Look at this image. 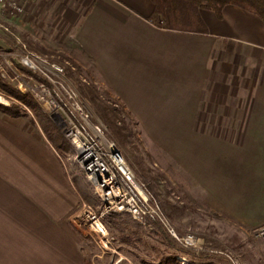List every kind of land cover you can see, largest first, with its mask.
<instances>
[{
    "label": "crops",
    "instance_id": "obj_1",
    "mask_svg": "<svg viewBox=\"0 0 264 264\" xmlns=\"http://www.w3.org/2000/svg\"><path fill=\"white\" fill-rule=\"evenodd\" d=\"M58 5L80 12L69 42L74 61L89 64L107 103L116 100L128 112L150 156L169 154L176 193L208 204L217 218H230L237 237L263 227L262 19L236 5H227L221 18L202 9L207 32L190 33L156 24L153 0ZM10 37L18 46L19 38ZM84 91L98 99L95 91ZM27 118L34 126V116L14 117L0 107V264H88L82 228L74 224L84 199L59 154ZM191 219L183 231L170 218L182 237L196 232ZM203 231L197 236L205 251L230 255L210 245L209 229Z\"/></svg>",
    "mask_w": 264,
    "mask_h": 264
},
{
    "label": "rangeland",
    "instance_id": "obj_2",
    "mask_svg": "<svg viewBox=\"0 0 264 264\" xmlns=\"http://www.w3.org/2000/svg\"><path fill=\"white\" fill-rule=\"evenodd\" d=\"M21 1L26 6V13L15 18L3 19L4 24H6L9 29V32L0 28V45H2L4 49L11 47L15 48V50L20 54L23 49L31 51L42 58L49 60L50 62L59 63L64 68V72L69 83L77 89L83 99L85 112L91 116L89 122L101 123L105 127L108 138L112 139L116 143V146L124 154L126 160L133 168L136 175L146 184L151 194L161 203L171 220L174 223L175 221H178V228L185 231L188 227V223L192 222L191 217H196L197 225L196 228H193L196 231L193 232L194 234L199 236V233L201 234V232H204L203 230L209 229V231H206V234L211 235L209 236L210 245H213L224 252H229L233 259H240L241 264H259V260H262L261 264H264V244L261 240L255 238L254 233L251 232L243 235L239 233L241 235H238L237 237L236 234L238 233L235 231L236 226L230 218L225 215L217 218L212 212V214L207 212L206 208L208 207V204L204 205L199 203L201 200L195 198H185L184 195L176 193V190L170 181L172 163L169 154L167 156L160 155L158 158L150 156L147 142L143 141L145 140L144 138H139V128L135 122L130 121V117L124 118L129 128L128 132H124L127 137L124 140H120L107 120L101 116V113L96 108L97 104L92 101L91 97L87 95L84 90L85 88H89L95 91V95L98 96L96 102H100L104 106L109 107L110 104L107 103V92L101 85L96 84L95 80L91 77V67L89 64L84 63L83 66L82 64L74 61V57L72 56V45L71 43L69 45L73 35V23L76 22L73 19L80 12L75 13L76 11L72 10L65 11L62 6L58 5L59 0ZM60 1L62 2V0ZM69 17L71 21L69 20ZM161 19V26L165 27L167 18L162 17ZM7 34L14 35L19 38L17 39L19 40L18 46L10 44L11 40L9 39H6V41L3 40V38L7 37ZM2 51L5 50L0 49V54ZM3 63L5 62L0 57V66ZM84 79L86 81H83ZM30 92L35 98H38L39 102L48 112L51 121L54 124H51L50 127L52 131V135L50 136L51 140L42 131L39 123L32 126L29 119L27 118L26 120H28L32 131L41 137L46 143H50L49 145H51L56 150V153L59 154L62 164L66 167L68 173L70 174L81 198L84 199L79 204L77 209L78 214L82 211L84 203L90 204L91 206L93 205V208L97 212L99 210H103L105 206L102 203V200L95 193L84 172H81V170L78 169L79 166L75 162V152L73 151L72 146L70 145L69 148V145L66 144L65 147H67L68 150L60 152L57 145L58 147H62L63 142L59 140L56 144L53 140L57 138L56 135L59 132L65 138L63 135V128L70 125L72 122L77 123L78 125H83L86 130H89L88 125H85V120L82 119L81 114L73 106L72 100L66 98L60 88L56 87L54 91L56 94L55 97L59 102V106L57 105V107L51 104V96L48 94V90L41 89L39 93L42 95L38 97L32 92V90H30ZM0 96L5 99V101H0V104H9L8 100L3 95L0 94ZM30 116L33 118L34 114H31ZM130 130L132 131L131 133ZM128 133H130V135H128ZM158 154L163 155L161 151H159ZM177 196H179V198H176ZM211 206L215 207L213 203ZM189 212L191 213V217L188 214ZM194 212H196L197 215L192 214ZM91 223L92 221H87L85 224L81 225L84 239L83 245L88 252V264H114L115 258L123 260V256L127 259L124 254L119 252V246L122 247L123 245H120L117 239L112 243V247L115 248L117 252L104 250L100 245L98 236L95 232L90 230ZM203 224H205L204 226H206V229L203 228ZM86 230H89L92 234H94V237L92 238L90 234L85 233ZM107 231L109 237L115 239V237L110 234L108 228ZM223 257L226 258V256ZM226 260L227 261H217L216 263L228 264V260L230 259L227 257Z\"/></svg>",
    "mask_w": 264,
    "mask_h": 264
},
{
    "label": "built area",
    "instance_id": "obj_3",
    "mask_svg": "<svg viewBox=\"0 0 264 264\" xmlns=\"http://www.w3.org/2000/svg\"><path fill=\"white\" fill-rule=\"evenodd\" d=\"M25 13L26 6L21 0H0V28L8 31L9 29L4 24L3 19L15 18ZM0 57L5 62L0 66L3 69V77H10L11 82L18 89L21 91L32 90L37 97L42 95L39 93L41 89L48 90V94L51 96V104L57 107L59 102L55 97L54 91L56 87L60 88L63 95L72 100L73 106L81 114L82 119L85 120V125H88L89 130H86L83 125H78L74 122L67 125V123V126L63 128V135L75 152V162L86 175L105 208L98 213L93 206L84 203L82 211L74 218V224L80 227L85 222L92 221L90 230L94 231L98 236L102 248L107 251L117 252L112 247L115 239L109 237L102 219L110 212L128 213L141 223L148 219L158 220L183 248L197 252L205 251L197 235L191 233L182 237L177 233L161 203L136 175L124 154L116 146V143L108 138L105 127L101 123L89 122L91 116L84 110L83 99L77 89L69 83L64 68L59 63L50 62L24 49L21 54L16 50L12 52L2 51ZM13 60H19L23 65L39 72L53 87L46 83H37L26 79L13 66ZM10 74L12 75L10 76ZM82 153H86L85 155L90 156L100 166L105 173V177H97L96 182L93 180L91 167L82 161ZM106 181L107 184H105ZM112 188L115 195L110 198L109 192H111ZM99 221L103 224V229L99 227ZM254 235L264 244V226L256 229ZM178 260L181 264H200L194 258L188 256L179 257Z\"/></svg>",
    "mask_w": 264,
    "mask_h": 264
},
{
    "label": "trees",
    "instance_id": "obj_4",
    "mask_svg": "<svg viewBox=\"0 0 264 264\" xmlns=\"http://www.w3.org/2000/svg\"><path fill=\"white\" fill-rule=\"evenodd\" d=\"M153 2L155 4L153 21L161 25V18L166 17L165 28L179 32H207L200 11L202 9L211 10L221 18L227 5H236L255 13L264 22V0H153ZM10 36V34H7V37L3 40H13L14 37ZM10 44L16 45V40L14 39ZM0 49L5 50L4 52L15 51V48L12 47L4 49L2 45H0ZM12 64L26 79L37 83H46L53 87L43 75L23 65L19 60H13ZM0 94L10 101V105L1 104V109L14 117H30L31 114H34L33 124L39 123L42 131L49 139L51 138L52 131L50 127L53 122L38 98H35L30 91L22 92L0 74ZM92 101L97 104V110L107 120L118 138L124 140L127 137L124 132H128L129 128L122 114L129 118L128 112L116 100H110L109 107L97 103L94 99ZM56 136L57 138H52L56 144L59 140L63 142L62 147L57 145L60 152L68 150L65 147L67 144L70 148L68 141L60 132ZM101 211L103 210L98 212ZM102 222L109 229L110 234L115 237V240L117 239L120 245H123L122 247L119 246V252L128 259L115 258L114 264H181L177 258L178 256L192 257L200 264H217V261H227V255H223L226 256L225 258L210 251L197 252L183 248L158 220L148 219L141 223L128 213L110 212L103 217ZM228 259L230 258L228 257ZM231 261V259L228 260V264H232Z\"/></svg>",
    "mask_w": 264,
    "mask_h": 264
},
{
    "label": "bare ground",
    "instance_id": "obj_5",
    "mask_svg": "<svg viewBox=\"0 0 264 264\" xmlns=\"http://www.w3.org/2000/svg\"><path fill=\"white\" fill-rule=\"evenodd\" d=\"M0 101H5V99L0 96ZM85 154L86 153H82V155H83L82 161L85 162L86 165H89V167H91L92 174H93V180L96 182L97 177H99V178L105 177V173L101 170L100 166L94 160H92L90 156L85 155ZM105 184H107V181L105 182ZM109 195H110V198L114 197L115 192L113 191V188H112L111 192H109ZM98 225L100 228L103 229V224L100 221L98 222ZM123 258H124V256H123Z\"/></svg>",
    "mask_w": 264,
    "mask_h": 264
},
{
    "label": "water",
    "instance_id": "obj_6",
    "mask_svg": "<svg viewBox=\"0 0 264 264\" xmlns=\"http://www.w3.org/2000/svg\"><path fill=\"white\" fill-rule=\"evenodd\" d=\"M122 259H125V258H122Z\"/></svg>",
    "mask_w": 264,
    "mask_h": 264
}]
</instances>
